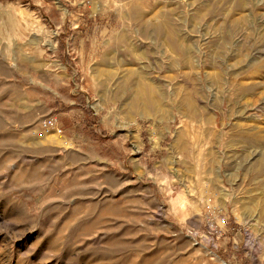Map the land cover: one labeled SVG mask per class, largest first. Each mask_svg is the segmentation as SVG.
Masks as SVG:
<instances>
[{
	"label": "rangeland",
	"instance_id": "rangeland-1",
	"mask_svg": "<svg viewBox=\"0 0 264 264\" xmlns=\"http://www.w3.org/2000/svg\"><path fill=\"white\" fill-rule=\"evenodd\" d=\"M221 1L0 0V264H264V110L184 125L112 97L161 50L176 58L170 103L183 96L179 51L143 34L161 14L184 44L257 61L237 110L264 95V0ZM48 115L62 134L40 128Z\"/></svg>",
	"mask_w": 264,
	"mask_h": 264
},
{
	"label": "bare ground",
	"instance_id": "bare-ground-1",
	"mask_svg": "<svg viewBox=\"0 0 264 264\" xmlns=\"http://www.w3.org/2000/svg\"><path fill=\"white\" fill-rule=\"evenodd\" d=\"M249 2V0H222L217 3V7L226 10L228 6L235 4L236 7L243 9L247 8ZM143 18L145 19V16ZM145 21L147 23L143 30L144 35H148L150 33L149 27L154 26L156 36L158 38L165 36L169 49L171 51L174 49L179 51L178 62L181 66L182 89L184 92L178 101L174 104L170 103L172 91L171 79L168 78L173 76L165 73V67L173 68L176 65V58L172 53L161 50L162 63H156L152 70H148L142 65L130 68L127 71L130 76L127 86L125 88L119 86L112 94L115 100L120 99L124 104L129 103V109L132 113L146 115L148 114L147 112L152 111L153 115L161 119L169 112H174L177 109V112L184 116V125L191 123L208 125L212 123L216 127L218 125L214 109H224L226 105L228 108L227 110L224 109L223 116L228 117L234 112L240 113L235 122V125L238 124L240 128L242 124L238 119L244 118L243 114L246 111L250 109L264 110V95H261L263 92L257 93V98L253 101L252 105L243 101V110L236 109V103L245 98L246 95L254 93L257 90L254 86L259 82L255 79V81L236 80L237 76L239 78V74L245 73V71L250 73L251 65L257 62L252 57L247 58V62H245L246 60L244 61V59L246 57L235 51H231L227 59L220 55L215 56L214 52L210 50L212 44L206 45L208 37L203 38L206 42H202L201 44L205 46L204 51H202L203 47L197 44V40L194 37L190 38L185 35L186 42L184 44L183 38L178 35L179 33L176 28L171 27L173 23L171 21L168 22V19L164 20V14L160 16L156 15L154 18H149L148 20L145 19ZM227 27L226 37L231 39L234 32L238 29V24L232 21ZM157 46L159 47V44ZM131 53L135 55L133 51ZM228 59L231 60L230 64ZM238 65L242 66L241 69L237 67ZM134 86L135 90H133ZM121 91L127 92L125 99L120 94ZM223 91H227V93L223 95ZM255 101H260V103L256 105ZM53 136L56 137V135ZM220 139V145L226 147L228 143L222 142V137ZM246 169L250 170L249 168ZM254 171H264V155L260 156ZM262 211L264 212V204ZM260 217L264 219V213Z\"/></svg>",
	"mask_w": 264,
	"mask_h": 264
},
{
	"label": "built area",
	"instance_id": "built-area-1",
	"mask_svg": "<svg viewBox=\"0 0 264 264\" xmlns=\"http://www.w3.org/2000/svg\"><path fill=\"white\" fill-rule=\"evenodd\" d=\"M40 128L45 132H56L58 134H62L63 128L58 122V118L55 117L54 115H48L43 117L40 120ZM218 224L214 225L213 223L211 224V227L214 231L218 232V227L220 224H225L227 223V218L225 216H220L218 219Z\"/></svg>",
	"mask_w": 264,
	"mask_h": 264
}]
</instances>
